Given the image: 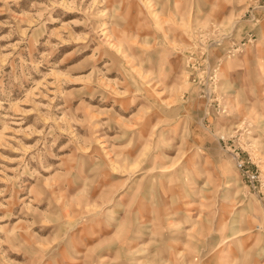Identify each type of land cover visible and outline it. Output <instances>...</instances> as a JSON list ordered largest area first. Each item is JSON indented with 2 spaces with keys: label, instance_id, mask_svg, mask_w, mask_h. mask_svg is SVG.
I'll list each match as a JSON object with an SVG mask.
<instances>
[{
  "label": "rangeland",
  "instance_id": "1",
  "mask_svg": "<svg viewBox=\"0 0 264 264\" xmlns=\"http://www.w3.org/2000/svg\"><path fill=\"white\" fill-rule=\"evenodd\" d=\"M0 264H264V0H0Z\"/></svg>",
  "mask_w": 264,
  "mask_h": 264
},
{
  "label": "built area",
  "instance_id": "2",
  "mask_svg": "<svg viewBox=\"0 0 264 264\" xmlns=\"http://www.w3.org/2000/svg\"><path fill=\"white\" fill-rule=\"evenodd\" d=\"M237 169L241 174L246 177V179L253 185L255 186L260 182V174L258 171H253L249 169L245 163L242 160H239L236 164Z\"/></svg>",
  "mask_w": 264,
  "mask_h": 264
}]
</instances>
